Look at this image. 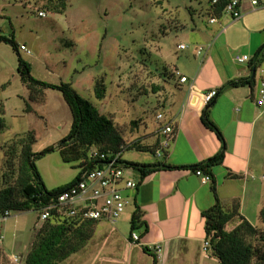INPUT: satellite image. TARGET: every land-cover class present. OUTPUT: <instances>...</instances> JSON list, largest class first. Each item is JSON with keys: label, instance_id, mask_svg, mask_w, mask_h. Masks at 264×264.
I'll list each match as a JSON object with an SVG mask.
<instances>
[{"label": "rangeland", "instance_id": "rangeland-1", "mask_svg": "<svg viewBox=\"0 0 264 264\" xmlns=\"http://www.w3.org/2000/svg\"><path fill=\"white\" fill-rule=\"evenodd\" d=\"M207 1L66 0L65 11L57 13L45 6L48 0H0V34L13 36L18 45H25L29 53L20 51V54L30 62L35 78L56 84L70 82L100 113L110 116L125 142L131 143L138 129L139 133L153 129L154 115L163 98L161 83L167 81L168 74H175V69L166 67L176 64L186 71L191 62L196 61V67L201 64V55L191 53V46L176 49L180 30L174 32L171 28L188 29L193 25L191 11L195 22L209 24ZM38 11H44L45 15H38ZM229 40L232 56L249 54L244 35L232 33ZM164 56L170 64L166 67ZM260 75L263 77L259 70ZM100 80L105 84L106 94L98 100L93 87ZM3 84L0 97L5 108V126L0 130V176L5 170L4 151L19 136L33 131L32 150L39 152L61 141L71 125L70 109L61 92L47 88L41 100L29 99L27 84L17 72V55L9 44L0 41V85ZM27 103L32 108L30 111H26ZM122 158L148 163L162 157L155 156L150 149L126 147ZM35 164L48 188L69 182L78 172L77 161L63 162L56 150L39 157ZM254 204L247 210L251 220L256 219ZM127 206L125 210L130 214L131 206ZM39 224L33 210L14 211L0 220V264H24ZM105 226L116 231L112 238L115 241L118 237L123 242L128 237L129 218ZM231 227L232 224L226 226ZM95 230L96 226L92 236ZM91 238L59 264H86L88 260V264H94L97 259L99 262L96 251L100 243L97 237L92 241ZM12 255L18 256L17 262L12 260Z\"/></svg>", "mask_w": 264, "mask_h": 264}, {"label": "crops", "instance_id": "crops-1", "mask_svg": "<svg viewBox=\"0 0 264 264\" xmlns=\"http://www.w3.org/2000/svg\"><path fill=\"white\" fill-rule=\"evenodd\" d=\"M239 11L241 14L235 19L236 22L223 15L216 22L204 26L190 18L193 25L188 29L171 28L174 32L180 30L176 36L179 39L176 49L180 43L185 44L186 48L191 46V53L201 55V64L196 67V61L189 65L185 63L189 67L186 71L180 70L176 64L166 67L170 64L164 56V66L171 71L178 70L179 75L170 73L167 81L161 83L163 98L159 101L157 112L163 113V119L156 121L151 131L139 133L138 129L132 141L138 140L142 145L159 147L163 126L171 125L173 138L162 155L156 154L162 158L151 162L164 161L177 167L158 168L142 178L135 188L124 190V194L131 198L128 205L132 211L136 206L139 208L148 226L143 235H140L143 228L138 230V243H130L129 234L123 242L118 237L115 241L112 238L116 231L105 226L114 223L105 219L97 221L91 241L96 237L99 240V250L95 251L100 261L97 259L94 264H151L152 256L142 250L144 245L154 253L153 247H160L156 253L157 264H209L208 261L219 264L204 245L207 238L202 215L203 211L215 203V194L224 207L238 199L240 213L251 223L262 224L259 212L263 207L264 108L258 106L255 100L259 80H264V59L253 70L250 61H236L235 56L240 54L232 56L229 39L232 33L244 35L251 59L264 41V6L255 8L250 0H239ZM199 45L204 48L196 54L195 48ZM259 70L263 77L258 76ZM181 75H185L187 80L181 82ZM252 75L253 86L226 88L214 97L208 107L210 119L222 132L226 151L222 164L211 168V181L202 183L191 166L213 156L221 146L215 133L201 121L206 106L203 94L212 89L217 90L228 80ZM131 175L136 181L139 180V174L134 170ZM213 183L215 193L212 190ZM252 202H255L254 220L247 215ZM132 211L128 214L124 210L118 218H129V231ZM119 252L122 254L118 255Z\"/></svg>", "mask_w": 264, "mask_h": 264}, {"label": "trees", "instance_id": "trees-1", "mask_svg": "<svg viewBox=\"0 0 264 264\" xmlns=\"http://www.w3.org/2000/svg\"><path fill=\"white\" fill-rule=\"evenodd\" d=\"M229 1L231 0H208L206 10L209 14L206 13L208 18L214 16L220 19ZM45 6L50 7L54 12L62 13L66 9V0H48V5ZM192 14L191 11L190 18H193ZM0 41L9 44L16 53L17 72L21 80L27 84L29 99L31 101L41 100L44 89L47 88L57 90L61 92L71 113L69 133L56 145H49L39 152H34L32 145L35 137L33 131L29 130L6 147L4 151L5 170L0 176V215L5 211L33 210L36 212L55 202L59 193L72 185L78 179L82 170L91 169L100 161L90 157L89 152L91 149L96 150L98 153H104V155L110 154L113 156L117 152L121 154L126 147H136L138 149H150L156 155L158 147L155 148V145H142L138 140L126 143L122 133L116 128L113 119L100 113L90 101L79 95L70 82L61 81L56 84L35 78L31 74L30 62L21 56V50L13 36L0 34ZM263 59L264 41L250 59L252 70ZM253 84L254 75L231 79L217 88L216 95L226 88L251 87ZM3 87L4 84L0 85V90ZM93 91L98 100L103 99L106 94L104 82L102 80L97 81ZM213 99L203 109L201 121L215 133L221 142V146L216 154L201 163L191 166L193 170L200 168L210 176L212 175L211 168L222 164L226 151L222 132L208 115V107ZM26 108V111L32 109L28 103ZM4 113L5 108L0 97V130L5 126ZM54 150L58 151L63 162L77 161L78 172L71 181L53 188H47L35 161ZM117 160L139 174L137 185L142 178L158 168L177 167L168 165L164 161L138 163L124 160L121 157ZM212 190L215 193L214 183ZM36 213L39 220L38 212ZM202 215L205 237L208 241V252L210 256L219 261V264H264V207L259 212L262 224L256 225L240 213L238 199H234L228 207H224L215 194V203L209 209L203 211ZM97 221L84 218L79 212L68 215L61 210L51 209L49 216L40 221L34 232L32 242L24 257V264H59V262L85 245L91 238ZM228 224H232L230 229L226 228ZM141 228L143 229L140 235H143L147 232L148 226L146 221L142 219V212L136 206L130 218L128 239L130 243H133L131 234ZM136 243L134 242V244ZM142 250L152 256L151 264H157L158 257L156 253L151 252L146 245L142 246Z\"/></svg>", "mask_w": 264, "mask_h": 264}, {"label": "built area", "instance_id": "built-area-1", "mask_svg": "<svg viewBox=\"0 0 264 264\" xmlns=\"http://www.w3.org/2000/svg\"><path fill=\"white\" fill-rule=\"evenodd\" d=\"M215 1V0H214ZM251 5L264 6V0H250ZM239 0L229 1L224 10L223 15L235 20L240 16ZM38 15L44 16V11H38ZM218 20L216 17H209L208 22L214 23ZM179 49H185L186 45L180 43L177 45ZM203 46L195 48L196 54L203 50ZM19 49L29 53L25 45L20 44ZM238 62H248L250 58L246 54L235 56ZM175 74L179 75L178 70ZM181 82L187 80L185 75L179 77ZM216 95V89H212L203 94V102L207 104ZM258 106L264 108V80L261 79L258 85L257 97L255 100ZM163 119V113L158 112L155 115L157 122ZM163 138L160 145L156 150L157 155H162L164 150L168 147L171 139L173 138L174 131L171 125H165L162 128ZM90 157L100 160L93 168L82 170L78 179L63 190L57 196V199L52 204L42 208L38 212L39 220L42 221L49 216L51 209L61 210L63 213L73 215L79 212L84 218L100 220L105 219L111 223H115L120 215L124 212L126 206L130 204L131 198L129 195L124 194V190L135 188L137 181L132 177L131 172L133 169L125 167L124 164L118 162L121 157L120 152L115 153L113 156L110 154L98 153L96 150L91 149L89 152ZM194 173L200 177L202 183L211 181V176L205 173L202 169L197 168ZM11 212L5 211L0 215V220L5 219ZM2 235H0V241ZM131 240L134 243L140 241V236L137 232L131 234ZM205 247L208 246V241H204ZM156 253L160 251V247L155 245L153 247ZM14 262L18 261L17 255H12Z\"/></svg>", "mask_w": 264, "mask_h": 264}]
</instances>
